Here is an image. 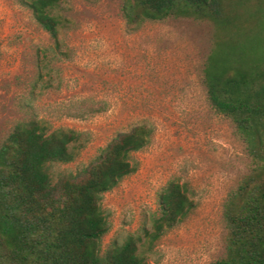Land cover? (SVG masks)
Returning a JSON list of instances; mask_svg holds the SVG:
<instances>
[{
	"label": "rangeland",
	"instance_id": "rangeland-1",
	"mask_svg": "<svg viewBox=\"0 0 264 264\" xmlns=\"http://www.w3.org/2000/svg\"><path fill=\"white\" fill-rule=\"evenodd\" d=\"M123 0H60L61 51L23 0H0V143L20 120L82 131L74 160L52 171L75 172L117 132L153 128L133 152L138 169L104 192L110 223L102 249L141 233L158 213L168 181L184 183L194 207L147 253L145 264H209L224 253L222 205L249 165L231 119L209 103L202 81L215 27L169 17L132 28Z\"/></svg>",
	"mask_w": 264,
	"mask_h": 264
},
{
	"label": "trees",
	"instance_id": "trees-1",
	"mask_svg": "<svg viewBox=\"0 0 264 264\" xmlns=\"http://www.w3.org/2000/svg\"><path fill=\"white\" fill-rule=\"evenodd\" d=\"M59 1L23 0L57 51L69 22L57 12ZM122 13L132 28L169 17L213 23L203 85L210 105L231 119L250 162L224 199V253L209 264H264V0H123ZM152 133L145 122L117 132L86 165L54 174V163L79 154L85 133L35 117L16 122L0 143V264H145L153 244L194 207L187 185L168 181L149 225L104 250L110 223L101 200L138 169L133 152Z\"/></svg>",
	"mask_w": 264,
	"mask_h": 264
}]
</instances>
